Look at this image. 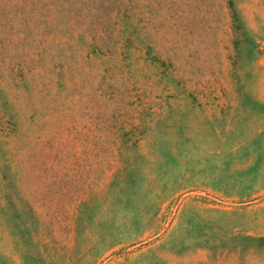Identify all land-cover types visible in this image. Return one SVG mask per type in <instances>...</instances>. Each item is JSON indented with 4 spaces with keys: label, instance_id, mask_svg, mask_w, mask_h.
Here are the masks:
<instances>
[{
    "label": "rangeland",
    "instance_id": "374dc122",
    "mask_svg": "<svg viewBox=\"0 0 264 264\" xmlns=\"http://www.w3.org/2000/svg\"><path fill=\"white\" fill-rule=\"evenodd\" d=\"M264 0H0V264H264Z\"/></svg>",
    "mask_w": 264,
    "mask_h": 264
},
{
    "label": "trees",
    "instance_id": "16d2710c",
    "mask_svg": "<svg viewBox=\"0 0 264 264\" xmlns=\"http://www.w3.org/2000/svg\"><path fill=\"white\" fill-rule=\"evenodd\" d=\"M259 240H264V236L258 237Z\"/></svg>",
    "mask_w": 264,
    "mask_h": 264
}]
</instances>
